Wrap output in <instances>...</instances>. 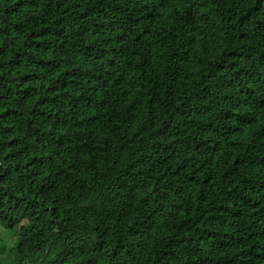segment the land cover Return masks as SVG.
I'll return each instance as SVG.
<instances>
[{
    "label": "trees",
    "instance_id": "16d2710c",
    "mask_svg": "<svg viewBox=\"0 0 264 264\" xmlns=\"http://www.w3.org/2000/svg\"><path fill=\"white\" fill-rule=\"evenodd\" d=\"M0 224L13 264H264V0H0Z\"/></svg>",
    "mask_w": 264,
    "mask_h": 264
},
{
    "label": "rangeland",
    "instance_id": "374dc122",
    "mask_svg": "<svg viewBox=\"0 0 264 264\" xmlns=\"http://www.w3.org/2000/svg\"><path fill=\"white\" fill-rule=\"evenodd\" d=\"M19 233L18 231H10L6 230L2 224H0V247H5V251H8V248L12 247L15 242L18 240ZM4 259L5 261H1L2 264H13L14 258L10 257L8 252L4 255V253H0V260Z\"/></svg>",
    "mask_w": 264,
    "mask_h": 264
}]
</instances>
